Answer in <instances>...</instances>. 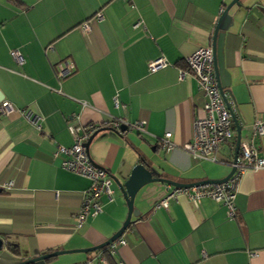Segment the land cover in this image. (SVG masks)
Listing matches in <instances>:
<instances>
[{"label": "crops", "instance_id": "crops-1", "mask_svg": "<svg viewBox=\"0 0 264 264\" xmlns=\"http://www.w3.org/2000/svg\"><path fill=\"white\" fill-rule=\"evenodd\" d=\"M231 1L0 0V91L15 108L0 119V186L13 183L0 193V264L105 243L128 216L112 177L128 176L141 153L161 177L181 184L228 176L236 140L218 149L220 163L195 160L185 150L206 100L195 77L182 74L199 47L212 48ZM241 2L231 11L234 25L224 42L227 96L242 141H252L264 160V135L252 133L256 121L264 123V0ZM159 58L169 66L151 73L149 63ZM65 62L72 74L59 78ZM22 110L40 117V128ZM115 122H144L145 131L121 134ZM88 126L96 128L89 156L108 170L113 194L101 197V213L79 225L75 217L90 181L63 167L69 156L58 147L71 148L73 128ZM167 135L170 151L160 145ZM169 187L142 190L135 200L139 213L115 251L38 264H264V167L240 178L235 218L223 203L204 198L196 207L184 194L156 208L175 189Z\"/></svg>", "mask_w": 264, "mask_h": 264}, {"label": "built area", "instance_id": "built-area-1", "mask_svg": "<svg viewBox=\"0 0 264 264\" xmlns=\"http://www.w3.org/2000/svg\"><path fill=\"white\" fill-rule=\"evenodd\" d=\"M98 18L101 19L102 16L99 15ZM84 28L85 30L89 29L88 26ZM11 55L19 65L24 64V58L19 52L13 51ZM186 65L188 71H184L182 76L190 73L195 77L206 102L203 108L204 116L194 121L193 140L185 146V150L195 160H210L220 163L217 160L216 153L222 145L235 142L236 131L233 127L231 114L220 91L212 48L210 46L199 47L186 60ZM168 66L169 63L165 59L159 58L149 63V71L155 73ZM71 74V64L65 62L58 66L57 76L59 78H66ZM14 111L15 108L11 103L6 101L0 102V119ZM20 114L31 125L40 128L41 118L36 114L29 110H22ZM122 124L128 129H135L139 132L145 131L144 122L134 125L124 122H121V124L114 123L116 127H120ZM95 132L96 128L94 126H88L86 128L75 127L73 128V146L71 148L58 147V152L69 156L63 163V167L90 181V187L83 197L81 210L75 217V221L79 225L83 224L87 217L101 213V197L107 195L111 199L113 194L111 188L112 182L108 170L95 164L86 149V143ZM252 133L254 137L263 136L264 123L262 121H256L253 125ZM160 145L165 151L174 149V145L169 141V135L161 140ZM234 167L236 168V172L227 182L221 184H201L185 189H172V192L160 200L155 207H167L170 199L176 198L179 194H184L196 207L200 205L201 200L204 198H210L223 203L227 207L229 217L235 218V197L240 178L249 170H259L264 167V160L259 159L257 149L252 141H242L239 159ZM12 187L13 183H7L0 186V189L9 191ZM118 242L122 245L125 244L122 240ZM116 246V243L112 245L110 247L111 250L115 251Z\"/></svg>", "mask_w": 264, "mask_h": 264}, {"label": "water", "instance_id": "water-1", "mask_svg": "<svg viewBox=\"0 0 264 264\" xmlns=\"http://www.w3.org/2000/svg\"><path fill=\"white\" fill-rule=\"evenodd\" d=\"M241 1L242 0H232L226 6V8L222 12L216 24L213 44H212V50L215 58L216 77L219 83L220 91L236 127V143H235L233 167L231 172L228 174V176L221 180H207L193 184H181L161 177L159 173L156 171V169L152 166L151 164L152 161H150L149 158H147L145 155L141 153L139 155L140 162L132 168L128 176H123L122 174H120L119 176L112 177L113 183L116 185L118 190L123 195L124 200L128 207L127 219L123 223L121 229L116 234H114L111 238H109L105 243L93 248H89L85 250L56 251L53 253L45 254L15 264H38L40 262H44L46 260L55 258L60 255L73 254V253H90V252L102 250L107 247H111L122 238L128 227L132 223V217L133 216L136 217L137 213H139L135 208V200L137 196L142 192V190L150 185L164 184V185H170L175 189H185L201 184H221L230 180V178L236 172V168L234 167V165L237 164L240 155V146L242 143V128L227 96V91L231 87V74L225 67L224 42L227 33L234 25L235 13H231V11L234 7L240 8L242 6ZM4 98L5 96L0 91V102H2ZM120 130H121V134H126L132 129H128L125 125H122ZM95 136L96 135H93L86 143V149L88 154H89L90 145ZM2 191L3 190L0 189V193ZM4 246H5V242L0 238V252L3 251Z\"/></svg>", "mask_w": 264, "mask_h": 264}, {"label": "bare ground", "instance_id": "bare-ground-1", "mask_svg": "<svg viewBox=\"0 0 264 264\" xmlns=\"http://www.w3.org/2000/svg\"><path fill=\"white\" fill-rule=\"evenodd\" d=\"M232 118V117H231Z\"/></svg>", "mask_w": 264, "mask_h": 264}]
</instances>
